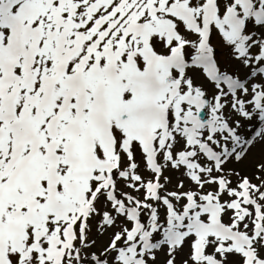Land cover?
<instances>
[{"label": "snow or ice", "instance_id": "6c2138e0", "mask_svg": "<svg viewBox=\"0 0 264 264\" xmlns=\"http://www.w3.org/2000/svg\"><path fill=\"white\" fill-rule=\"evenodd\" d=\"M0 264H264V0H0Z\"/></svg>", "mask_w": 264, "mask_h": 264}]
</instances>
